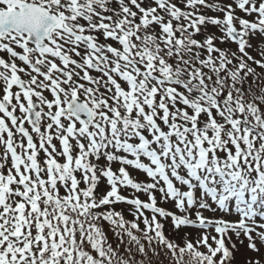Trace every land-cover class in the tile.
I'll return each mask as SVG.
<instances>
[{"label":"snow or ice","instance_id":"6c2138e0","mask_svg":"<svg viewBox=\"0 0 264 264\" xmlns=\"http://www.w3.org/2000/svg\"><path fill=\"white\" fill-rule=\"evenodd\" d=\"M0 264H264V0H0Z\"/></svg>","mask_w":264,"mask_h":264}]
</instances>
